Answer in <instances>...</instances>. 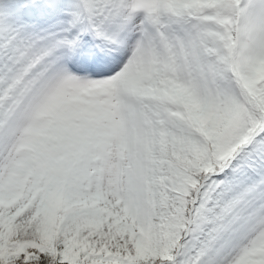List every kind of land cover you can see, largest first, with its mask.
Segmentation results:
<instances>
[{"label": "snow or ice", "instance_id": "6c2138e0", "mask_svg": "<svg viewBox=\"0 0 264 264\" xmlns=\"http://www.w3.org/2000/svg\"><path fill=\"white\" fill-rule=\"evenodd\" d=\"M0 264H264V0H0Z\"/></svg>", "mask_w": 264, "mask_h": 264}]
</instances>
